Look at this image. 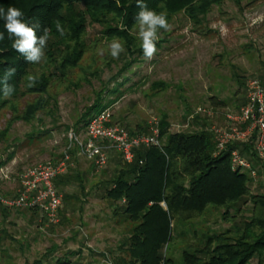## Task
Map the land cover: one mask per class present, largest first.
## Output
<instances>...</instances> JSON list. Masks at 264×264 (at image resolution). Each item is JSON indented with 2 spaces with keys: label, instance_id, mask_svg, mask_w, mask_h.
Wrapping results in <instances>:
<instances>
[{
  "label": "rangeland",
  "instance_id": "374dc122",
  "mask_svg": "<svg viewBox=\"0 0 264 264\" xmlns=\"http://www.w3.org/2000/svg\"><path fill=\"white\" fill-rule=\"evenodd\" d=\"M169 24L171 30L159 34L160 47L154 57L136 58L138 62L118 84L113 79L118 77L125 60L114 59L116 64L111 68L93 64L94 57L99 65L111 57L107 47L111 41L104 35V27L91 25L86 37L89 54L82 67L87 75L78 72L73 78V83L80 85L78 89L67 90L65 85L54 84L50 110L40 113L32 123L15 120L12 110L0 115V134H4L0 137V165L6 163L0 166V199L14 200L18 196L29 169L59 163L67 156V175L74 178L65 191L57 188L65 200L58 225L45 224L42 215L30 209L0 212V264L55 263L60 259L68 264L132 261L126 243L138 224L117 211L125 204L107 198L111 182L124 167L123 159L111 149L107 167L98 171L81 155L78 143L70 139L76 135L79 141H87L86 128L76 124L104 89V104L111 109L114 122L130 133L150 132L155 121L167 119L169 134L207 131L216 143L213 129L228 127V115L247 103L248 82L255 79L264 84V0H244L242 7L227 0L213 7L200 24L184 13ZM101 48L103 55L98 51ZM96 68L99 76H89ZM125 79L128 82L118 95L111 94ZM154 85L161 87L154 89ZM33 100L20 99V113ZM252 163L256 165L257 159ZM257 171L251 191L264 195L261 160ZM66 196L71 198L66 201ZM252 211L251 203L244 205L245 219L238 216L236 224L242 226ZM223 214L209 208L199 219L175 225L173 241L165 250L166 259L183 264L186 251H195L204 246L208 237L233 229L235 224L224 221ZM251 264H258V259Z\"/></svg>",
  "mask_w": 264,
  "mask_h": 264
},
{
  "label": "trees",
  "instance_id": "16d2710c",
  "mask_svg": "<svg viewBox=\"0 0 264 264\" xmlns=\"http://www.w3.org/2000/svg\"><path fill=\"white\" fill-rule=\"evenodd\" d=\"M226 1L143 0L150 10L158 14L166 13L169 23L184 13L195 24L206 20L213 7L221 6ZM230 1L238 7H242L244 2ZM10 6L19 8L29 25H40L38 36L43 35L45 28L49 29V39L44 49L45 59L39 64L28 63L22 54L12 48L14 38L9 39L5 22L0 18V33L4 34V39L0 40V81L7 69H16V73L7 81L13 88L9 97H4L3 83L0 82V115L12 110L15 120L32 123L38 120L40 113L50 110L54 102L50 91L54 84L65 85L67 90L78 89L80 85L73 83V78L78 72L84 73L82 67L89 54L86 37L91 25L104 27V35L109 41L117 39L124 43L125 52L119 58L125 60V64L118 77L113 79L116 84L132 64L138 62L136 58L144 57L141 41L133 31L140 11L136 0H119V6L117 0H0V9L6 12ZM56 22L64 27L63 36L56 30ZM121 25L125 30H121ZM164 31L160 29L158 34ZM158 47L159 42L156 44ZM92 60L98 68L103 65L111 68L116 64L111 57L102 65L95 57ZM128 60L130 63H126ZM98 68L89 76L98 77ZM29 74L38 76L34 87L27 86L26 76ZM84 79L89 80L88 77ZM127 82L128 79H125L111 94L118 95L119 89ZM160 87L154 85L153 88ZM105 92L106 89L76 127L83 124L87 130L89 122L96 116L94 112L100 114L108 108L104 104ZM28 97L34 100L26 103L23 113H20L17 102ZM160 128L163 143L159 147L137 150L132 164L123 161V169L107 190L109 201L125 204L117 211H122L127 219L138 224L126 243L132 260L129 264H173L166 259L165 250L173 241L174 226L199 219L209 208L223 211L224 221L235 226L224 234L208 237L201 248L186 251L183 264H251L255 259H258V264H264V195L252 194L253 179L246 174L233 172L231 166V151L237 149L251 163L257 159L256 165L252 163L257 169L260 159L254 149V139L247 144L233 145L229 152L216 156V143L207 131L172 135L169 134L167 119L161 120ZM148 133L141 130L130 134L138 136ZM2 136L4 134H0ZM73 183L74 178L65 175L55 181V186L65 191ZM70 198L66 196V201ZM249 203L253 206V214L240 226L236 224L238 216L245 219L243 206ZM7 210L1 209L0 212L6 213ZM30 211L43 217L39 209ZM33 264L68 263L60 259L55 263L36 261Z\"/></svg>",
  "mask_w": 264,
  "mask_h": 264
},
{
  "label": "built area",
  "instance_id": "2783aa9c",
  "mask_svg": "<svg viewBox=\"0 0 264 264\" xmlns=\"http://www.w3.org/2000/svg\"><path fill=\"white\" fill-rule=\"evenodd\" d=\"M111 109L107 108L94 116L87 126V141L81 142L76 135L70 137L81 149V155L94 163L101 171L109 163V151L115 150L123 161L132 164L136 151L161 145L160 122L155 121L148 134L131 136L130 132L113 120ZM228 127L213 129L216 137V156L230 151L237 144H247L254 139V149L264 162V86L259 80L247 84V103L238 112L227 117ZM109 144V146H104ZM67 156L59 163H48L29 169L23 177L22 188L14 200L0 199L1 209H39L47 225H58L64 207L63 195L55 181L68 173ZM231 166L235 173L258 178L254 165L242 156L239 150L231 151Z\"/></svg>",
  "mask_w": 264,
  "mask_h": 264
},
{
  "label": "clouds",
  "instance_id": "9594fccd",
  "mask_svg": "<svg viewBox=\"0 0 264 264\" xmlns=\"http://www.w3.org/2000/svg\"><path fill=\"white\" fill-rule=\"evenodd\" d=\"M119 6V0H117ZM136 6L140 9L136 16V25L134 26V33L141 41V48L145 60H151L156 51V44L160 39L159 30H171V25L168 22L166 13H156L150 10L143 0H136ZM0 18H3L5 29L8 33L9 39H13L12 48L22 54L28 63L39 64L45 59L44 49L47 46L49 39V29L45 28L43 35H37L39 24L29 25L23 19V12L17 7H8L7 11L0 9ZM121 30H125L121 25ZM56 30L64 35L65 29L56 22ZM4 39V34L0 33V40ZM110 55L113 59H118L120 54L125 51L124 43L120 40L113 39L107 45ZM100 55L104 54V49L98 50ZM16 73L15 68H9L4 74L3 80V95L5 98L9 97L13 88L7 81ZM28 87H34L38 81V76L29 74L26 76Z\"/></svg>",
  "mask_w": 264,
  "mask_h": 264
}]
</instances>
